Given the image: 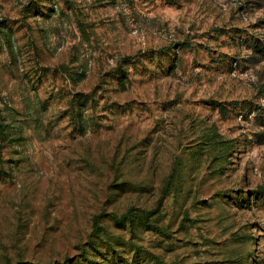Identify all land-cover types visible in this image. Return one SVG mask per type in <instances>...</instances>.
Here are the masks:
<instances>
[{"label": "rangeland", "instance_id": "374dc122", "mask_svg": "<svg viewBox=\"0 0 264 264\" xmlns=\"http://www.w3.org/2000/svg\"><path fill=\"white\" fill-rule=\"evenodd\" d=\"M257 44L264 0H0V264H264Z\"/></svg>", "mask_w": 264, "mask_h": 264}, {"label": "trees", "instance_id": "16d2710c", "mask_svg": "<svg viewBox=\"0 0 264 264\" xmlns=\"http://www.w3.org/2000/svg\"><path fill=\"white\" fill-rule=\"evenodd\" d=\"M256 48L260 49L261 51V55H264V45L263 46H260L259 44L255 45ZM5 135H6V132L4 130V127H1L0 129V137L2 139H5ZM3 141V140H2ZM136 217L138 218V220H140L142 223H146V219H145V216H138V215H133L131 212H128L126 214H124L120 220H130V221H133V218ZM115 219H117L115 216H114ZM97 229V227L95 226L94 227V231ZM82 257L84 256H80V258H76L75 260H70V258H65L63 261H61L60 263H54V264H97L96 262H94L93 260L91 259H88L86 258L87 256H85V259H82ZM17 264H25L24 261L20 262V263H17Z\"/></svg>", "mask_w": 264, "mask_h": 264}]
</instances>
